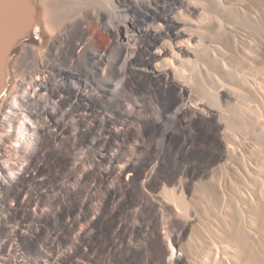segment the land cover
Wrapping results in <instances>:
<instances>
[{
	"label": "bare ground",
	"instance_id": "bare-ground-1",
	"mask_svg": "<svg viewBox=\"0 0 264 264\" xmlns=\"http://www.w3.org/2000/svg\"><path fill=\"white\" fill-rule=\"evenodd\" d=\"M220 6L232 7L0 0V264H264V173L240 137L227 138L232 126L254 144L257 131L209 102L224 86L207 94L182 77ZM90 26L107 32L102 46ZM249 74L258 99L245 109L262 131L264 73ZM224 159L263 188L239 190L243 224H211L217 234L190 253L182 241L196 217L184 193Z\"/></svg>",
	"mask_w": 264,
	"mask_h": 264
},
{
	"label": "rangeland",
	"instance_id": "rangeland-1",
	"mask_svg": "<svg viewBox=\"0 0 264 264\" xmlns=\"http://www.w3.org/2000/svg\"><path fill=\"white\" fill-rule=\"evenodd\" d=\"M223 3L232 7L226 9L220 6L221 8L216 12L217 15L212 13L215 14V18L211 14L208 17L206 16L207 21L202 26V31H198L200 39L198 38L197 40L200 41V44L192 48L195 50L196 55L183 57L186 63L183 65L185 71L182 73V77L192 88L195 90L203 89L207 94L209 92L217 94L216 92L221 86L226 88L228 97L226 96L223 99L217 96L210 97L209 102L217 109L222 110L225 114L222 115V118L226 120L229 116L237 117L238 119L243 118L250 122L249 127L251 126L255 129V132L257 131L256 138L253 139L254 141L252 140L254 144L250 140V143L248 140L243 139V141L241 134L239 133V135L237 131L232 129V126L228 128L229 135L227 134V138L238 144L240 137V142L244 144L245 149L248 148V151L246 149L248 153L246 151L245 153L252 155V163L257 166L259 171H262L263 175L264 130L260 131L253 126L254 114L245 108L247 103L258 99L255 92L247 85L249 73L255 72L259 75L264 73V0H244V5H241L243 0H229V2L228 0H223ZM226 15L233 16V19H235L234 24L237 22V29L241 30V33L236 32L235 34L239 37V34H241L249 41L254 38L255 44H248L246 40L238 43L240 38L232 35L235 31L223 25L224 22H232L229 19L230 16L226 18ZM36 29L38 28L36 27ZM89 30L97 36L94 40V44L96 43L97 47L102 46L107 41L108 35L103 28L90 26ZM244 33L250 36L247 37ZM33 38L36 41L39 40L37 35H34ZM196 42L194 41L195 44ZM38 43L41 44L40 40ZM215 45H218L224 54L219 52ZM240 45L245 46L246 49L241 48ZM213 50H216V52ZM248 50H251L254 55L249 53ZM223 60L227 64L226 67L222 65ZM237 144L236 146H239ZM236 155H232L233 158L231 157V160L234 164L236 163V166L241 167L244 161L243 157L241 155L240 157L239 154ZM227 161L229 159L221 160L213 166L211 172L206 174V176L194 179L189 185V189L184 193L185 201L188 207L195 211L196 217L195 220L191 221L190 230L182 241L183 247L190 253L197 252L199 246L205 243L204 239L208 238V232L217 234L211 224H214V226H217V224H243V215L237 202V198L240 197L239 190H243V187L248 186L255 194H259V191L263 188L261 178H254L250 175L245 177L235 168L231 171L226 165ZM225 198L228 203L226 205L227 208H223L221 205ZM245 205L253 207L249 197L245 199ZM244 209L246 210V208ZM256 224L261 223L256 220Z\"/></svg>",
	"mask_w": 264,
	"mask_h": 264
}]
</instances>
